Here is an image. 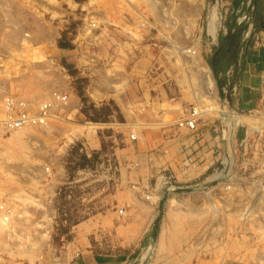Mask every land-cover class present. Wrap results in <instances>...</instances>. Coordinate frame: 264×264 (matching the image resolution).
Instances as JSON below:
<instances>
[{"label": "rangeland", "instance_id": "374dc122", "mask_svg": "<svg viewBox=\"0 0 264 264\" xmlns=\"http://www.w3.org/2000/svg\"><path fill=\"white\" fill-rule=\"evenodd\" d=\"M201 5V0H0V243L5 242L10 258L30 264L47 259L68 241L71 222L85 215L83 206L103 201L114 189L112 161L98 172L78 175L101 161L87 158L78 142H66L74 132L98 123L72 110L76 103L81 108L86 102L95 105L88 94L91 79L122 89L115 82L135 59L134 49L116 45L115 29L124 11L142 13L136 16L142 28L152 25V43H157L152 57H172L184 96L190 100L193 93L205 94L194 106L197 111L213 110L216 91L202 83L198 65V59L203 63ZM164 71V63H152V75ZM174 82L167 83L173 91ZM53 91L66 97L65 105L55 103L48 120L58 125L54 131L47 125L9 133L1 128L6 97L26 101L35 112ZM262 101L250 111L220 108L226 145L220 176L208 189L163 196L156 239L144 264L152 258L170 264H264V97ZM110 102L114 105L106 97L96 108ZM105 111L90 114L100 120ZM232 112L250 120L235 122L228 115ZM57 151L59 161L54 159ZM23 217L26 223L16 222ZM164 225L167 251L158 254ZM110 241L111 234L102 235L98 250H122Z\"/></svg>", "mask_w": 264, "mask_h": 264}, {"label": "crops", "instance_id": "0c3cea01", "mask_svg": "<svg viewBox=\"0 0 264 264\" xmlns=\"http://www.w3.org/2000/svg\"><path fill=\"white\" fill-rule=\"evenodd\" d=\"M201 2V14L205 15L200 51L203 63L199 59L198 62L208 67L216 91L213 110L202 113L195 130L177 126V121L186 117L205 94L193 93L190 100L184 96L178 74L172 72V64H175L172 57H152V45H157L152 43V25L142 28L139 25L142 13L124 11L115 29L119 35L116 45L134 49L135 59L120 78L122 81L115 82L122 89L117 92L112 83L105 85L97 78L90 80L88 88L95 107L103 105L107 97L114 102L117 112L108 122L86 126L91 130L74 132L66 142L67 145L78 142L87 158L96 155L101 161L95 169L88 170V174L84 170L78 175L98 172L105 167V161H112L116 176L114 189L103 201L87 202L83 206L85 215L71 222L73 226L63 247L49 253L41 262L36 259L33 264H144L156 239L158 208L163 196L208 189L218 180L226 154L220 108L250 111L263 102L260 87L264 77V0ZM136 16L140 17L136 19ZM152 63H164L165 71L152 75ZM173 80L174 91L167 85L170 81L172 86ZM74 105L72 110L79 112L80 103ZM228 115L242 124L250 120L233 112ZM57 126L49 123L47 129L54 131ZM131 135L135 138L131 139ZM237 137L233 142H237ZM55 154L54 159L59 161L60 151ZM25 209L27 211L28 207ZM119 209L124 210L121 218ZM54 218L52 216V220ZM16 222L27 221L23 217ZM166 223L167 219L162 221ZM165 225L161 226L156 244L158 254L167 251L163 246L167 234ZM1 230L0 222V241H4ZM104 234H111L112 246L122 250H98ZM0 264L30 263L10 258L5 242H1ZM148 264L170 263L167 259L152 258Z\"/></svg>", "mask_w": 264, "mask_h": 264}, {"label": "built area", "instance_id": "2783aa9c", "mask_svg": "<svg viewBox=\"0 0 264 264\" xmlns=\"http://www.w3.org/2000/svg\"><path fill=\"white\" fill-rule=\"evenodd\" d=\"M260 93L264 97V77L261 79ZM65 105L66 97L61 96L57 91L51 93L50 99L39 105L35 112L28 108L26 101L18 98L6 97L4 99V118L1 121V128L9 133L33 127H43L48 124V120L53 118V113L56 111L55 103ZM201 113L195 107H191L188 115L177 121L178 127H186L189 130H195L198 119ZM134 139V135L130 136ZM119 214L123 210L118 211Z\"/></svg>", "mask_w": 264, "mask_h": 264}, {"label": "trees", "instance_id": "16d2710c", "mask_svg": "<svg viewBox=\"0 0 264 264\" xmlns=\"http://www.w3.org/2000/svg\"><path fill=\"white\" fill-rule=\"evenodd\" d=\"M86 98H87V96H84V101H87ZM103 111H105L104 116H103L104 118H102L100 120H98L99 118H97V116L93 117L91 115L93 113H98V112H103ZM80 112L83 115H85L87 117V119H89L90 121H93V122H108V121H110L111 116L113 115V113L117 112V108L111 102L107 103L105 106H102L101 108H96L95 105H93L92 103L89 104L88 102H86L85 104H83V107L80 109ZM117 118L120 119V116H117ZM92 159H96V155H93Z\"/></svg>", "mask_w": 264, "mask_h": 264}, {"label": "bare ground", "instance_id": "6f19581e", "mask_svg": "<svg viewBox=\"0 0 264 264\" xmlns=\"http://www.w3.org/2000/svg\"><path fill=\"white\" fill-rule=\"evenodd\" d=\"M213 21V19H212ZM213 25V24H212ZM211 26V25H210ZM212 27V26H211ZM212 29V28H211ZM212 31V30H211ZM200 67V70L202 72V83L208 84V85H213L212 83V79L210 77V73H209V69L208 67H206L205 65H200L198 64ZM213 88V87H212Z\"/></svg>", "mask_w": 264, "mask_h": 264}]
</instances>
